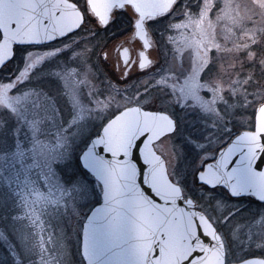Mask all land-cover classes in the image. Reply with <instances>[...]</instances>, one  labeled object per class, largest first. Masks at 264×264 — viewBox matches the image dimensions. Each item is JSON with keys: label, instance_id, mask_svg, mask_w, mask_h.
<instances>
[{"label": "rangeland", "instance_id": "rangeland-1", "mask_svg": "<svg viewBox=\"0 0 264 264\" xmlns=\"http://www.w3.org/2000/svg\"><path fill=\"white\" fill-rule=\"evenodd\" d=\"M81 7L92 19L85 1ZM203 7V15L208 9L211 18H205L208 26L198 31L199 21L190 16L175 20L170 33L164 21L149 17L150 36L159 43L151 52L158 63L156 74L124 86L120 82L119 91L113 46L107 47L104 40L112 35L114 21L99 33L87 26L58 42L25 48L0 71V156L5 158L0 161V245L12 239L19 247L25 233L12 219L16 200L6 186L13 173L22 171L31 177L43 175L55 189L60 206L45 211L43 225L53 231L60 257L67 249L73 257L80 227L99 201L101 186L79 166L74 184L82 191L69 195L66 159L79 156L116 112L138 104L175 117L176 131L160 140L157 149L173 180L184 189L192 186L193 193L185 189L186 195L218 218L228 240V260L264 256V210L251 208L249 201H229L219 190L198 188L196 180L203 164L213 160L233 133L252 126L256 106L264 101V0H204ZM119 12V22L126 19L123 16L138 17L130 4ZM202 30L217 48L211 56L206 50L197 52L195 37L204 35ZM133 42L141 47L139 40ZM31 240L28 231L29 252Z\"/></svg>", "mask_w": 264, "mask_h": 264}, {"label": "water", "instance_id": "water-1", "mask_svg": "<svg viewBox=\"0 0 264 264\" xmlns=\"http://www.w3.org/2000/svg\"><path fill=\"white\" fill-rule=\"evenodd\" d=\"M174 2L87 0L104 25L117 6L131 4L138 13L136 34L146 50L151 46L146 20L169 12ZM84 22L83 10L72 0H0V70L16 46L52 43ZM255 112L254 130L240 131L206 162L196 174L199 184L264 202V164H259L264 158V101ZM176 128L169 113L131 105L109 118L81 152V165L102 187L100 202L82 226L86 264H226L221 234L193 198L185 197L155 149Z\"/></svg>", "mask_w": 264, "mask_h": 264}, {"label": "flooded vegetation", "instance_id": "flooded-vegetation-1", "mask_svg": "<svg viewBox=\"0 0 264 264\" xmlns=\"http://www.w3.org/2000/svg\"><path fill=\"white\" fill-rule=\"evenodd\" d=\"M73 2L77 3L80 7L85 1V4L87 3L86 0H72ZM204 0H175L172 8L169 10V12L161 15L151 16L154 19L159 21H164L165 24L168 26L169 33L172 31V23H174L175 20L177 21H183L187 19V17L190 16V18L196 19L195 22L199 21V26H197L196 30H200L203 27L208 26L207 24L204 25V19H209L210 14L209 10L207 9V15L204 14V7H203ZM131 5V4H130ZM126 6V5H125ZM124 6V7H125ZM132 6V5H131ZM82 9V7H81ZM83 10V9H82ZM115 11L116 16L113 17L107 25H104L101 23L97 17H93L92 20L94 22L93 28L95 32L107 30L109 26L115 24V37L112 41L108 42V38L112 35L104 36L105 45L107 47L113 46L112 48V56L115 59V74H116V82H117V89L119 91V83L121 86H124L123 83L127 82L126 84L134 82L136 79L145 78V76H151L154 77L156 72L155 68L158 64L155 60L153 54H151L152 51H154L159 43L157 40L153 37H151L150 34V25L149 23L146 27L148 30L149 35V42L151 44L150 48L146 50L143 41L138 37L136 34V25L135 21L138 18L134 17H126L124 18V21L119 22V6L116 7ZM191 11L192 15H188V12ZM85 13V12H84ZM86 15V14H85ZM87 18V17H86ZM193 22V20H192ZM85 24V22H84ZM84 24L81 26V28H84ZM81 28L79 30H81ZM199 28V29H198ZM206 29V28H205ZM78 30V31H79ZM77 31V32H78ZM122 31V32H119ZM197 31H195V34H197ZM68 34L66 37H69L71 35H74L75 33ZM203 32V30H202ZM99 33V32H98ZM201 35L198 33L196 40L200 44V46L197 48L199 51H197L199 54H202L204 50L207 51V54L209 56L213 55L217 51V48L214 46H210V42H212V38H210L209 34ZM64 38L58 39L52 43L58 42ZM231 38V35H230ZM139 40L141 42V47H135L134 46V40ZM111 40V39H110ZM51 44V43H50ZM47 45V44H46ZM43 46V45H40ZM206 46V49H205ZM34 47V46H30ZM19 55H17V51L15 49L14 57L11 60V63L16 60V58ZM103 59L106 60L107 58V52L105 49V52L102 54ZM50 61V60H49ZM145 61H150L148 64L144 65ZM156 63V64H155ZM104 74V73H103ZM129 84V85H130ZM152 89V88H151ZM154 90V88H153ZM150 92V91H149ZM145 108V107H144ZM255 115L256 112L253 114V122L252 126L250 128H244L239 129L235 133H233L232 136L217 150L215 157L217 156L218 151L224 147L230 139L235 136L237 133H239L242 130H254L255 126ZM173 118H175L173 115H171ZM176 120V119H175ZM162 140V139H161ZM159 142V141H158ZM157 142V143H158ZM157 143L155 144V147H157ZM214 157V158H215ZM213 158V159H214ZM203 167V166H202ZM201 167V168H202ZM200 168V169H201ZM38 171H41L39 168H37ZM169 170V169H168ZM35 172V171H34ZM31 177L28 176V172H16L13 173L9 180L10 185H7L10 189V198L16 200L15 208L13 210L12 219L22 228L24 229L25 233L22 232V239L20 242L19 247H17L16 242L18 240H12L7 239L0 245V264H85V260L81 253V234H82V225L80 227V232L78 234V245H76L74 248H72V254L73 257L70 259V251L63 250L64 256L60 257L58 254V251L56 248L58 247L56 245L55 240L52 238L53 231H49L48 227L46 225H43V214L45 211H47L51 207L59 208V204L56 201L58 197H56L57 193L55 194V189L52 187L49 188V185L46 184V179L43 178V175H39V177ZM2 180L6 181L7 177H2ZM5 183V182H4ZM217 190H224L223 187H217L215 188ZM221 191V190H220ZM222 192V191H221ZM227 192V191H226ZM185 196H187L185 194ZM55 197V198H54ZM227 197L229 201H239V200H245L250 202V207H255L258 212H261L264 210V202L257 200L253 196H242V197H233L227 193ZM196 206L198 209L202 210L208 218L212 221L214 226L217 228L219 233L221 234L225 246H226V264L234 261L228 260V240L225 236V232L223 230V227L218 223V218L215 219L213 215L200 208L199 204L196 202ZM226 220H220L221 223H225ZM52 228V227H51ZM225 230H228L227 228H224ZM28 231H30V236L32 238V248L30 247V252L28 251V244H27V235ZM34 232V233H33ZM34 234V237H33ZM68 238L70 239V235H68ZM65 254L68 255V257H65ZM263 257V254H253L248 257ZM247 257V258H248ZM70 259V261H69Z\"/></svg>", "mask_w": 264, "mask_h": 264}, {"label": "snow or ice", "instance_id": "snow-or-ice-1", "mask_svg": "<svg viewBox=\"0 0 264 264\" xmlns=\"http://www.w3.org/2000/svg\"><path fill=\"white\" fill-rule=\"evenodd\" d=\"M4 159V156H0V161H3ZM81 160L82 158L80 156H73L66 159L64 165V178L67 181L68 185H70V187L68 188L69 195H71L73 191H75L76 193H80L82 191V189H80L77 185L74 184V181L77 176L76 169L79 168ZM259 164H264V158L259 161ZM259 164L257 165V167L259 166ZM235 171L236 170H234V172ZM247 264H264V258H260L258 260L251 259L247 261Z\"/></svg>", "mask_w": 264, "mask_h": 264}, {"label": "trees", "instance_id": "trees-1", "mask_svg": "<svg viewBox=\"0 0 264 264\" xmlns=\"http://www.w3.org/2000/svg\"><path fill=\"white\" fill-rule=\"evenodd\" d=\"M123 14V12H119V16L120 15H122ZM94 25V22H93V20L92 19H90L89 17H87L86 18V21H85V24H84V26L83 27H87V26H93ZM113 33H112V36H110L109 38H108V42L109 41H112L113 39H114V37H115V29L112 31ZM119 32H122V31H119ZM111 39V40H110ZM25 48H28V46H17L16 47V51H17V55H19V53L21 52V51H23ZM10 65V63H8L2 70H4L7 66H9ZM1 70V71H2ZM106 75L107 76H109V77H112V75L110 74V72H109V70L107 69V71H106ZM85 148V147H84ZM83 149V148H82ZM78 153V152H77ZM80 169L82 170V172H85L87 175H89V173L81 166V164H80ZM90 176V175H89ZM91 177V176H90ZM92 178V177H91ZM198 186V188H203V189H205V190H207V191H216L217 189H209V188H207V187H205V186H203V185H197ZM192 187V186H191ZM190 186H187L186 185V187H185V189H186V191H187V193H189V192H191V193H193L192 192V188H191ZM221 191H222V194H223V196H224V198H227L228 199V197H227V192L226 191H224V190H222V189H220ZM219 190V191H220ZM220 191V192H221ZM195 197V196H194ZM196 198V197H195ZM198 199V198H197Z\"/></svg>", "mask_w": 264, "mask_h": 264}]
</instances>
